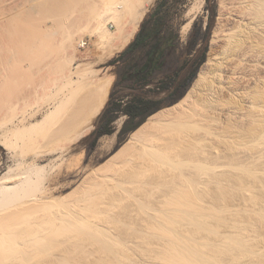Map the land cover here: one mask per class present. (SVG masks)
<instances>
[{
	"label": "bare ground",
	"instance_id": "1",
	"mask_svg": "<svg viewBox=\"0 0 264 264\" xmlns=\"http://www.w3.org/2000/svg\"><path fill=\"white\" fill-rule=\"evenodd\" d=\"M13 1L16 4H19L18 0H13ZM89 1H92V0H89ZM94 1L95 0H93V3L91 2L92 5L88 4L89 7L87 8V10L92 9V11H94L95 13H87V14L83 13L85 15V17L84 15L83 17L85 18L84 20H86L87 18V21L85 22V24L94 23L95 29L93 28L94 30H92V32H94L93 34H96V36L98 37V44H99V48L101 49V53L96 57V59L92 61L77 64L75 61L77 53L79 52L80 47L86 44V42L84 41L82 37V34L84 32L81 31V29H78L79 27L77 28L73 26L74 28H77L78 30H80L81 32L80 34L78 33V30L72 29L73 28L72 25L74 24V22H71V24H69L71 25V27L63 25L64 20H62L63 19L62 17L61 19V22L63 21L62 25L64 27L71 28L72 31L71 29H68L67 30L68 33H67L65 30H63L67 33V35L64 34L65 35L64 39H63V35L61 36L62 38L61 40H63V44L60 40V44L63 45V47L62 45L60 46L61 48L60 50H62L63 48L62 50L63 54L61 55V57H58V59L51 58L53 60L49 59L50 61L47 60L49 62L46 61L47 63L46 62H45L46 64L44 63L46 66L49 67V65L51 64L53 65L54 61L56 62L58 61L57 66L60 67V70H59L60 72L58 74H60L61 78L64 80L65 90L60 95L58 100H56L54 105L50 106V109L47 111L44 117L31 123V132L36 129H39L38 131L51 130V129H53V131L55 132H57L56 131L57 129H58V132L62 131L60 132L62 133V136H63L61 140L62 142H59L60 145H58V147L54 148L53 150L62 151L66 149L71 143L87 136L90 133V131L95 127L98 117L100 116L104 107L106 106V103L108 101V98L110 96V93H111V90H112V87L115 81V74L113 72H110L108 68H99L97 66L99 63H103L107 61L108 59H110L111 57H113L117 52L123 51L131 43V41H133L134 37L136 36L137 32L140 29L143 19L145 18L151 5L156 0H98L97 2L95 1L96 3H94ZM73 3H75L74 0H73ZM78 5L79 4H77V6ZM246 5H247V9L249 10V12L244 13L242 11L245 14L246 18H242L244 16L243 13H239V14H242V17H241L242 20L248 18V23L247 21L246 23H244L245 24V27H243L244 29L242 27L236 28L238 26H243V24L240 25L241 24L240 23L238 26L236 24L235 29H232V31L229 30L230 32H226L227 34L225 36V40H223V43L221 44V47L219 46L220 47L219 49L214 50L212 49L213 47L211 48L206 61L201 66L196 78L194 79L187 93L174 104L167 106L165 108H162L154 112L153 114H151L137 129H135L130 134L129 139L115 151V156L116 155L118 156L120 154H124L126 150L132 149L131 150L132 155L130 154L131 156H129L128 158L132 157L133 160L140 158L139 155L141 154V152L143 153L145 152L144 153L145 156L143 155V153L141 154V156L143 155L142 157H146L149 162L147 160L146 161L143 160V162L135 165L137 168L134 167V169L136 168V170L143 169L144 170L142 172L143 174L141 172L137 174L136 172H138L139 170L134 172L136 174L129 173L134 176L138 175V178H139V175L141 174L140 177L142 178H140L141 180L139 179L141 182L143 181L142 179H144L145 174L150 175L153 173L154 170L152 171V173H150L152 169H155L156 170L155 172L161 171L157 169H162V172H165L166 171V168L164 167L165 164L167 166L168 164L170 165V163L171 164L174 163V165H177V166H173L174 168L176 167L175 169L178 168L179 169L178 171H180V169L182 170V172L179 173L178 175H173L172 177L169 176V179H167L168 178L167 177L166 178L167 180L163 182L161 181L160 182L161 187L158 185L159 181L157 179L158 184H156L157 186H155L157 189L156 193H158V189H160L161 191V189L163 188L162 189L163 193H161V197L164 198V200L161 201V203H159L160 205L157 204V202L156 203L153 202L155 205L152 203L147 204L151 202L152 200L149 202L146 201L147 203L145 204L141 200L145 204V205L143 204L144 205L143 211H146V213L143 211L142 212L145 215L147 214V212H149L148 214L151 216V218L149 217L150 221H148L147 219L145 221L147 223L144 226L145 228L144 230L145 232L143 231L144 237L143 235L142 236L140 235L139 237V238L142 237V239L144 238L143 240L141 239V241H143L141 242L142 244L138 242V244L143 245L144 242L148 241V244L146 245L144 244L146 246L145 250H144V246L142 247L140 245L143 248L142 249L139 245L137 246L136 243L131 245L133 247L130 246V248L135 249L134 248V245H135L138 247V248L136 247L137 249L135 250L143 251L139 253L138 251H136V254L140 256L139 258H141L138 260V262L140 261L139 264H264V252H262L261 249L259 250V248L263 246L261 243H259L260 239L257 238L259 235L257 237L255 235H250L249 234L250 231L248 232L247 230V229L250 230L252 226L256 227L257 225L255 226L254 225L255 223H254L252 226L249 225L250 226L249 227L244 224L245 227L247 226V228L241 227L243 225L240 220L242 219V217H239V219L236 218L238 217L237 216L238 214L239 215L241 214L239 212L240 210H238V213L233 212V214L237 213L235 217L236 218L235 221H238V222L240 221L241 222L240 225H238L237 222L236 223L234 222L233 219H235L234 218L235 215L233 216V218H231L233 214L232 212L228 211L231 208V206H229V204L231 203L228 202L230 200L229 198L231 197V195L227 194L226 192H228V190H230L231 187L233 188L234 184L236 185L238 181H240L238 179L239 177L234 178L235 182L237 180L236 183L232 181L234 176L230 177L231 183H233V185H231L229 184L230 178L227 179V177H229L232 174L230 175L228 174L229 176H227V174L224 172H223L224 174L220 176L216 174V177L218 175L217 178L225 175L226 177L224 176V178L226 179H223V180H226L227 181L226 184L231 186V187L229 186V188L228 186L225 187L224 186L225 183L224 184L221 183L223 180L220 179L222 181H219L217 179V181H219L222 184V187L220 188H223V189H221V192L219 191V189H216L217 193L213 191L214 193H216V197L219 196L220 194V198H221L222 197L221 195L223 194V198L225 197L224 199L221 198L220 200L219 198L216 200H220V202L223 200L225 205H226L225 202L227 200L226 197H228L229 200L227 202L229 204L226 205V207L228 206L230 208L227 207L228 210L226 209L224 210L223 208L221 209L224 210L222 212L223 214L226 213L225 211H228L232 214L231 216H228L229 218H231L229 221L227 220L228 219L227 216H226L227 218L226 219L225 215L222 214V218H221L220 217L221 215L219 216V214L221 213H217L220 209L218 207L219 206L221 207L222 203L218 201V204H219L218 205L217 201H213L212 203L208 205L206 202L207 199L204 197L205 200H203L204 199L203 198L202 199L203 202L202 201L201 202L202 203L206 202V206H205L204 204L202 205L199 202L200 198H202L203 196H206L205 194H203L205 192L203 193L199 192L198 191L199 188H196V190L193 191V192L197 191L199 193L198 194L196 192L197 195H199V199L197 198V195H194L196 193H193L192 190H190L191 191L190 193L189 191V188H190L189 185H191L189 184L190 182H192L193 185L194 184L198 185V186L194 185V188L195 186L196 187L204 186V184L207 182L204 183V181L202 182L201 180L202 182V185H201L200 180L198 181L192 175L193 174L192 171H190L192 173L183 172L184 166L185 168L186 166L187 167L189 166L187 169H190V167H192L194 170L197 168L202 169V170H205L204 175H207L210 172V170H207V169L209 168L212 169L213 166H215V168H213L214 169L213 171L217 172L218 168H216V166L219 167L220 169L222 165L224 168L225 164L228 165L227 167H230V165L235 166L236 168H239L240 171L241 169L243 170L245 169L246 171L247 169L256 170L258 164L257 165H254V164L259 162L258 160H260L261 157H264V0H252L251 3H248ZM227 7L229 8V11H232L231 9H233V7L231 5L227 4ZM7 8L8 7H5L3 10L0 11L1 12L0 13V72L2 70L1 68H3L4 70L6 69V71L7 70L11 71V68L13 66L15 67V65H17L20 59L21 60L19 64L21 66V69L27 68V71H28L30 69L29 66L31 67V25L24 31H20L19 28L24 27L25 25V24L23 25V22L25 21L24 17L26 18L28 16V19H30L31 13H11L13 10L10 11V10H7ZM13 8L15 7L13 6ZM78 10H81V7ZM248 10H245V12H247ZM71 14H74V13H71ZM228 14L234 16L236 13L234 14L233 12H229ZM105 16L108 17V19H110L108 21H111L112 24H114L115 26L114 30L110 29L109 28L110 26L108 27L106 25L108 21H106L107 18ZM66 17H69V19L71 18V16H66ZM75 17L77 18V16ZM71 19L70 21H72ZM78 19L80 21L81 18H77V20L74 18L73 20L78 21ZM65 22H66V19H65ZM191 22L192 21L188 23V26L191 24ZM242 22H245V21H242ZM77 23L79 24L80 22H76V24ZM82 24L85 25L84 23ZM246 24H248V27L251 29L249 32H247L248 28ZM253 33H257L256 34L257 36L256 35L253 36ZM26 60H29L28 63ZM43 68L45 69V67ZM24 70L26 71V69ZM30 80H29V83H30ZM3 81H4V78L2 77V75H0V85L2 84L1 82ZM24 81H23V85L26 84L25 83L26 81L25 82ZM4 82L7 83V81H4ZM21 82L19 83L17 81V86L18 84H21ZM23 89H24V95L28 93L31 94L30 85L26 84L23 87ZM16 90H18V88H16ZM224 102L230 103L229 104L230 106L227 107L228 109L227 111H225V109L222 107L223 104L225 106ZM0 116L2 117V115ZM53 116H58V120H56L54 123L50 121V119ZM117 124L118 126H120L122 124V119H118ZM212 138L216 141H212L213 140ZM21 139H22V136H21ZM185 142H187V144ZM184 143L187 146L183 145ZM1 144L5 145L6 142L3 140ZM177 144L183 145L182 147L185 152L182 150V148L181 149L179 148V149L183 152L184 156L185 154L189 153L191 157L189 156V157L184 158L179 153L177 154V151L179 150L177 147L178 150L176 151L175 150L176 148L175 149L172 148L173 150L172 152L174 153L176 151V155H180L179 159L175 160L173 157H171L173 160L170 159L168 154L169 152H171V150L169 149L170 147H174L175 145L177 146ZM181 151L179 152L181 153ZM50 152L51 150L50 151L48 150L43 153L41 150L38 149L35 153L37 156H40V155H44ZM146 153L148 154L149 157H147ZM173 153L171 154L173 155ZM171 154L169 155L171 156ZM242 154L247 155V156L250 154L248 156V158L249 157L250 158L249 159L245 158L247 160L244 161L242 157H240L242 156ZM239 157L242 159V161H238V159H240ZM128 158L120 161V163L116 164V166L114 167H111V169L112 170L114 169L124 170L125 167H127V165L130 164L129 161H131L132 163V160H129ZM148 158H151L153 160L152 162L157 163L158 166L156 164L155 166L152 165V163L150 162L151 160ZM175 158H178V156ZM223 158H225L227 161L226 160L224 161ZM234 158L236 159V162H234L235 161L233 160ZM251 158L255 160V163L253 162ZM169 159H170V162H169ZM262 159L261 161H264ZM31 163H32L31 174L29 175H26L24 173L13 175L14 173V172L12 173L13 170L11 171L12 174L8 172V173H4L3 175H0V264H72V263L74 264L75 262H76L75 264H77V262L79 261L78 259L84 258L86 260L89 257L86 255L88 254L87 250H90V249H87V247L91 241L88 242L89 244L87 246L85 245V247H83L84 245L83 242L85 241V239L86 240L88 239L87 241L89 240H92V242L94 241L93 244L96 243L94 245L95 246L98 245L97 247H99L98 252L101 255H98V257L96 256L97 258L94 257L95 260L92 259L93 264H131V263L136 264L137 256H135V259L133 257L134 256L133 253H135V250L134 252H132V250L129 248L133 255L132 256L131 253L129 254V251L126 250L127 248L121 249L118 247L121 244L117 245L118 242L117 243L114 242L113 239L110 240L108 238L109 235L105 237L104 234L101 233L103 234L104 237H102V239L99 238L101 236L100 232L95 233L99 237L94 234L96 229H99L98 226L96 225L97 226L96 228V226L94 227L92 225L94 224V222L93 223L91 222L92 224H90L89 221L86 222V220H83L82 217H80V215L84 213V212L81 213L82 211L81 209L80 211H78V213L80 212L81 214L79 216L77 215L78 213L76 212L77 210H75V208L78 209L79 206L81 207L80 198H79V201H76V202H79V205L78 203L76 204L75 202L76 205L73 204L75 208L72 207V205L71 207L69 205L68 210L64 206H62V202L64 201L61 202V199L58 200L54 196H50L46 194L42 196L35 195V196H32L31 199L30 198L26 199L27 198L26 194L28 192H29L28 196L30 195V189L37 190V188H39L43 184L44 179L46 177L43 174L46 169L41 168L38 164L39 162L36 161V159L35 161L32 160ZM262 164L264 163L261 162V166ZM171 166L172 165H170V167L169 166L167 167L168 169L172 171L173 168ZM235 167H232V169ZM131 168H132V165H131ZM168 169H167V173H168ZM224 169H227L226 165ZM128 170L130 169L128 168ZM250 170L248 172H250L249 174L251 175V172L253 170L252 171ZM116 172H118L116 174H119V171H116ZM198 172H200V170H198ZM114 173L115 171L113 172V174ZM167 173H164L165 176L168 175ZM212 173L213 172H211V174ZM255 173L256 171L254 172V174ZM164 174H162V176ZM171 174H174V173H171ZM235 174L237 175V173ZM214 175H215V172H214ZM245 175L247 174L245 173ZM250 175H247V176L251 177ZM97 176L100 177L99 175ZM105 176L103 178L102 176L100 178L95 177L97 179H95L93 182H91L92 181V177H91L90 179L91 181L90 183H88L89 187L85 185V187H87V190H86L87 193L89 192L91 193V191L93 189L95 190V188L97 189L102 188L100 187L101 183L103 181L105 182V180H108L107 178H109V176H107L106 178ZM134 176H133V179H134ZM209 176H210V173H209ZM209 176L207 177L209 178ZM243 176H240L242 177L241 181L245 180V182L247 183L248 180L244 179ZM213 177L214 176L211 177V180L213 179ZM110 178L112 180L111 175H110ZM171 178L173 179L175 178V179L171 180ZM208 178L207 180L210 179ZM147 179H150V178H147ZM214 180L216 181V179ZM145 181L146 179H144L142 183L145 184ZM148 181H146L147 184H148ZM153 181H154V178H153ZM167 181H171V182L169 183ZM150 182H152L151 179H150ZM164 182H167V186ZM242 182L244 185L245 182L244 181ZM136 183L139 184V186L141 185L138 182ZM209 183L210 182H208V184ZM215 183H216L215 185L219 184L217 187L219 188L221 184L217 182ZM137 184H136V187H138ZM154 184L152 183L151 185L154 186ZM248 184L249 183H247L246 185ZM103 185L105 184H102L101 186ZM151 185L150 187H152ZM162 185L166 187H162ZM212 185H214V183ZM235 185H234L235 188L240 187L239 185L238 186L237 185L235 186ZM204 187L207 188L208 186H204ZM243 187L241 184V189H242L241 192H244ZM248 187L251 188L253 186L250 187L248 185ZM139 188L140 187H138V190ZM141 188L139 191L142 190ZM164 188H167V191L164 190ZM105 189L106 188L104 189L102 188V190L104 191ZM201 189L202 188H200V190ZM207 189L206 190L204 189V190L207 192V196L209 195L208 197H210L211 195L208 193L210 192V190H213V189H211L210 187L209 192ZM233 189L230 190L232 193H233ZM239 189L236 188V192ZM245 190L247 191V193L249 192L248 189H245ZM252 191L253 190H250V192ZM127 192L128 191H126V193ZM130 192L131 194L134 195L135 189H134V192L132 191ZM234 192H235V189H234ZM250 192H249V195L251 194ZM137 193H135V196ZM151 193L150 194L148 193V194L151 195ZM214 193L213 194L211 193L212 194L211 197L215 196ZM247 193H246V196H247ZM200 194H203V195H200ZM261 194L260 196L263 197L264 193L263 195ZM121 195L122 194H120V196ZM225 195H229V196H225ZM233 195L235 196V194ZM251 195L250 196L252 198H255V196L258 194L253 193ZM86 196L88 195L86 194ZM125 196L128 197V195H125ZM239 196L240 195H238L237 197ZM258 196H256L257 199H258ZM139 197L140 195L137 196L138 199ZM235 197L234 199L237 200L238 198L236 199ZM122 198L124 199V197ZM242 198H244V200L247 199V197L246 198L242 197ZM119 199H116V200H119ZM261 200L262 201L257 200V202H263L261 203L262 206L259 205L260 203L259 204L256 203L255 199H253L252 201L255 202V205L257 206L259 205L257 208L261 207L259 208L260 210L255 209L257 211L255 212L257 213L258 216H262L263 217L262 219H264V198ZM138 201L136 202L138 203ZM154 201H156V199ZM91 202L93 203V201ZM215 203L218 205V207L215 205ZM211 204L214 205V207L215 206L217 207V208L215 207L216 210L214 209V211L220 218L215 216L216 214L214 213V211L207 207V205L212 206ZM112 205L113 204H111V206ZM116 205L112 206L114 211H115L114 207H116ZM141 206L139 205L140 208H142ZM118 207H121V205H118ZM139 207H137V209ZM70 208H71V211H69ZM84 208L85 207L83 205L82 209ZM34 209L36 211L38 210V212L40 211L39 216L36 217L37 214L34 212L35 211ZM253 209L252 208L248 209L247 213L249 210L253 211ZM43 210H47V212L43 213ZM134 211L135 210H133V212ZM136 211L138 212V214H140L139 212L141 210L139 211L136 210ZM221 211L222 210H220V212ZM98 212H100V209ZM33 213L36 215H34ZM229 214L227 213L226 215H229ZM33 215L35 217H31ZM212 216L215 217L217 221L214 219L213 220L216 223L218 222V224H215L214 221L212 222V219H210L211 220L210 222L209 218H214ZM245 216L243 215V218H245ZM90 217L92 220L91 215ZM101 218H99V220ZM250 218L251 217H249V221H252L250 220ZM84 219H87V217ZM143 220L144 219H142V221ZM231 220L233 222H231ZM246 221L244 219L243 223L244 222L246 223ZM262 222L264 223V221ZM225 225H227L228 227L230 226V227L229 228L227 226L222 227ZM261 225L263 224L261 223ZM259 226L256 227L258 228V230H260ZM116 228H118V226ZM223 228H225L226 230ZM219 229L220 230L223 229V230L220 231ZM227 229L229 231H227ZM251 229L253 230V228ZM111 230H114V229H111ZM129 230L131 232L130 228ZM132 230L134 232L135 231L137 232L138 229L134 230L133 228ZM205 231L207 234L205 233ZM222 231H226L227 233L224 232L225 234L223 235L221 234L223 233ZM101 232H105V229H103ZM246 233H248L250 237ZM256 233L258 234V231ZM83 234L85 235L86 238H84ZM132 234L134 233H131V235ZM211 234L213 235L218 234L219 236L216 235V238H213V237L211 238L209 237L211 236ZM89 235L90 237H92V239L88 238ZM252 236H254L253 237L254 240L252 239ZM110 237L113 238V236H110ZM121 238L119 236V239ZM263 238H264V233H263ZM115 239H118V238H115ZM251 239L252 241H255L256 244H259V246L261 244V246L259 247L258 245L254 244L255 242L250 241ZM155 241L159 244H155L156 243ZM127 243H128V240H127ZM152 243H154L156 246L154 244H153L154 246H151ZM85 244H87V242H85ZM93 244H92V247H94ZM127 245H130V244H127ZM147 246H150L149 247L150 249L147 250L146 249ZM82 248L83 249L85 248V250L87 249L86 251L84 250L85 254L87 253L86 255L82 254L84 253L82 252L83 251ZM95 250H98V249H95ZM98 252L97 253L94 252V254H98ZM80 253L81 255L86 256V258L81 257V255L79 256L78 254ZM255 255L257 256V258L259 255L260 256L259 259L261 258V261H258ZM90 256H94V255L91 254ZM254 257L255 259H253ZM83 261L80 260V263H82ZM90 263H92V261ZM90 263H87V264H90Z\"/></svg>",
	"mask_w": 264,
	"mask_h": 264
},
{
	"label": "rangeland",
	"instance_id": "2",
	"mask_svg": "<svg viewBox=\"0 0 264 264\" xmlns=\"http://www.w3.org/2000/svg\"><path fill=\"white\" fill-rule=\"evenodd\" d=\"M88 1L87 0H74V2L76 3L75 4V3H73V0H26V1L18 0L19 4H16L13 0H0V11L3 10L5 7H8L7 10H10V11L13 10L11 13H31L30 19H28V16L25 18L22 15L25 19V21L23 22V25L24 24L25 25L23 28H19L20 31H24L25 29H27L31 25V67L29 66L30 69L28 68L29 69L28 71H27V68H24V69H26V71L24 69H21V66L19 64V62L21 60L20 59L18 61L17 65H15L16 64V62H15V64H14L15 67L13 66L11 68V71H9V70L6 71V69L4 70L3 68H1L2 70L0 72V75H2V77L4 78V81H7V83H5L4 81L1 82L2 84L0 85V115H2V117L0 116V162H1V164H0V175H3L4 173H8V172L11 173L12 170H13L12 173L14 172L13 175L22 174V173L29 175V174H31V166H32L31 162H32V160L35 161V159H36V161L39 162L38 163L39 166L43 169H46L43 173L46 177L44 179L43 184L39 188H37V190H34V189L31 190L30 189V195L29 196H28L29 192L28 193L26 192L27 193L26 199H28V198L31 199V197L35 196V195L36 196H42V195L46 194V195L54 196L58 200L61 199V202L64 201V202H62V206H64L68 210L69 205H70V207H71V205H72V207H74L73 204L76 205L77 203L79 205V202H76V201H79V198H80L81 207L79 206L80 208L78 207V209H76L75 207L74 208H75V210H77L76 211L77 213H78V211H80V209L82 210L81 213L82 212H84V213L81 214L79 212L78 214L77 213L76 214L78 216L81 214L80 217H82L83 220H86V222L89 221L90 224H92L94 222V224H92L94 227L96 225L98 226L99 229H96V231L97 230H99V231H97V232L95 231L94 234L100 232V234L103 233L105 237H107L109 235L108 238L110 240L113 239L114 242H116V243L118 242L117 245L121 244L120 245L121 247L118 246L121 249L127 248L126 250H128L129 254H130L131 253L130 249L132 250V252H134V250L138 248L137 246L138 245L140 246L142 244L141 243V242H143V241H141L142 237L141 238H139V237H140V235L141 236L143 235V237H144V232H145L144 226L147 223L145 221H146V219L148 221H150L149 217L151 218V216L148 214L149 212H147V214H146L147 216L143 213V212L146 213V211H143L144 205L151 200L152 201L147 203V204H150V203L154 204L156 202H157V204H159V203H161V201L164 200V198L161 197V193H163L162 192L163 188L161 189V191H160V189H158V193L160 192L159 193L160 196H159V194L156 193L157 192V189L155 187V186H157L156 184H158V181H159L158 185L161 187V183H160L161 181L163 182V181L169 179V176L172 177L173 175H178L179 173L182 172V170L180 169V171H178L179 170L178 168L175 169L176 167L174 168L173 166H177V165H174V163L173 164L170 163V165H172L171 167L173 168L172 171L170 169H168L167 166L170 167V165L168 163H167L168 164L167 166H166V164L164 165V167L166 168V171L164 170L165 172H162V169H157V170H161V171H157V172H155L156 171L155 169H152L150 171V173H152V171L154 170L152 174H150V175L145 174V176H144V179H146V181L149 180L148 184L145 181L146 185L144 183H142L144 181V179H142L143 180L142 182L140 181L141 180L140 178H142V177H140L141 174L139 175V178H138V175H135V176L132 175V174H136V173L138 174L140 172L142 173L144 171L143 169L142 170H139V169L136 170L137 167L135 165L143 162V160L146 161L147 158L142 157L145 152L144 153L141 152V154L143 153V155L141 156V154H140L139 155L140 158H138L136 160L135 159L133 160L132 157L128 158L129 156L132 155L131 154L132 149L126 150L125 153L123 152L124 154H120L118 156L117 155L115 156V151L129 139L130 134L134 131L133 130V131L128 132V133L122 132L123 125H124L126 119L128 118V116L124 113L117 115L115 121L112 124V132L100 136L98 138L97 143L95 144V139L97 136V128H98L99 122L101 121V117L104 114V112L108 106V102L111 99V94H112V92H114V96H113L112 101H117L121 95H127V99H132L135 96H147V97L159 100L163 104L162 108H165L167 106L174 104V103H170V101H172V99L176 96V94L179 93L178 91H180V92L184 91V95L187 93V91L189 90L190 86L192 85L194 79L196 78L201 66L206 61V59L210 53L211 48L213 47L212 49H214V50L219 49L221 47V44L223 43V40H225V36L227 34L226 32H230V31H232V29H235L236 24H237V26L240 23H241L240 25L243 24V26H238L236 28L245 27L244 23H246V21L248 23V18L242 20L241 19L242 14H239V13H243V12L248 13L249 10L247 9L246 4L251 3L252 0H247V1L246 0H166V2L163 5V13L167 14L169 23L172 26L179 29L180 35H181L180 43H179L177 49L175 50V52L172 53L168 57L166 67L164 69L160 70L159 72H157L153 76V83L152 84H150L146 88H142V87H139L138 84L132 85V83L126 79H122L121 81H119L117 83L118 71L121 69L124 71L129 65H131L132 67H136L137 65L144 63V60H142L143 59L142 55L137 54V53L135 54L134 51H131L127 55H125L124 57L118 58L115 63H112L111 61L114 58H117L119 56V54L122 52L121 51V52H117L113 57H111L107 61H105L103 63H99L97 67L108 68L110 72H113L115 74V81H114L110 96L108 98V101L106 103V106L104 107L102 113L98 117V120L95 124V127L90 131V133L87 136L71 143L66 149H64L62 151L53 150L54 148H57L58 145H60L59 142H62L61 140H62L63 136H62V133H60L62 131L59 130L60 132H58V129L56 130L57 132L53 131V129L38 131L39 129H36V130L31 132V123L34 121H37L38 119H40L42 117H44V115L50 109V106L54 105L56 100H58L60 95L65 90L64 80L61 78V75L58 74L60 72L59 71L60 67L57 66L58 61L57 62L54 61L53 65L51 64V65H49V67L46 66L45 64L50 61L49 59H51V58L58 59V57H61V55L63 54V52H62L63 48H62V50H60L61 49L60 46L63 44V40H61L62 39L61 36L63 35V39L65 38L64 34L67 35V33H68L67 30L71 29V28H69V27H71V25H69V24H71V22H74L72 27L73 26L77 27V28L79 27L78 29H81V31L84 32L82 34V37H83L84 41L86 42L85 45L80 47L79 52L77 53L76 60H75L76 63L80 64V63L92 61V60L96 59V57L101 53V49L99 48V44H98V37L96 36V34H93L94 32H92V30L95 29L94 23L85 24V22L87 21V18H86V20H84L85 19L84 14L95 13L94 11H92V9L87 10V8L89 7L88 4L92 5V3H93V0L89 1V2ZM95 1L97 2L98 0H95ZM95 1H94V3H96ZM159 1H161V0H156L153 3L154 5L153 4L151 5L149 11H151L157 5V3ZM77 4H79V5L77 6ZM227 4H229L233 7V9H231L232 11H229ZM13 6L15 8H13ZM80 7H81V10H78V9H80ZM245 10H248V11L245 12ZM229 12H233L234 14L235 13L236 14L235 15L233 14L234 16H232V15L228 14ZM71 13H74L75 15L71 14ZM244 13H243L244 16L242 18H246ZM72 15H74V16H72ZM83 15H84V17H83ZM66 16H71V18H73V19L75 18L76 20H77V18H81V19H80V21H79V19H78V21H76V20H73L70 18L72 20V21H70L69 17H66ZM75 16H77V18ZM62 17H63V19H62ZM106 18H107L106 21L110 20V19H108V17H106ZM61 19L64 20V24H63V21L61 22ZM65 19H66V22H65ZM75 21L80 22V23L82 22L85 25H83L82 23H81V25H80V23L79 24L77 23L78 24V26H77ZM190 21H192V22L188 26V23ZM242 21H245V22H242ZM30 22H31V24H30ZM194 23L196 24V28L194 29V33H193L192 37L189 38V34L192 30ZM62 24L65 26H69V27L68 28L64 27ZM208 24L210 25V29L206 33L205 31H206ZM93 25H94V27H93ZM106 25L108 27L110 26L109 28L112 30L115 29V26H114V24H112L111 21H108V23H106ZM246 25L248 28L247 32H249L251 29L248 27V24H246ZM74 27L72 29L78 30L77 28H74ZM72 29H71V31H72ZM63 30H65L67 33ZM78 33L79 34L81 33L80 30H78ZM256 34L257 33H253V36ZM60 40H61L62 44H60ZM207 45H208V48L206 47ZM62 47H63V45H62ZM47 60H49V61H47ZM51 60H53V59H51ZM26 61L28 63L29 60H26ZM43 67H45V69ZM239 70H241V69H239ZM18 75H19V77H18ZM30 75H31V77H30ZM15 78H17V79H15ZM15 80H17L19 83L21 81L22 82H21V84H18V86H17V81H15ZM29 80H30V83H29ZM23 81L26 84L31 86V94L28 93V94L24 95L23 87L26 84L24 83L25 85H23ZM12 85H14V86H12ZM163 87H166V88L169 87V89L165 90V91H161V88H163ZM16 88H18V90H16ZM19 90H21V91H19ZM8 99L10 102L8 101ZM224 103H225V106L223 104L222 107L225 109V111H227L228 110L227 107L230 106L229 105L230 103H226V102H224ZM226 104H228V105H226ZM8 106H10V107H8ZM2 112L4 115L2 114ZM111 113H110V115H111ZM2 118H3V120H2ZM118 119H122V124L120 126H118V124H117ZM56 120H58V116H53L50 119V121L52 123H54ZM106 120H107V118H104L103 121H106ZM18 129H19V131H18ZM16 131H18V132H16ZM20 135L22 136V139H21ZM8 136H10V137H8ZM3 140L6 142L5 145L1 144V142ZM212 141H216V140L213 139ZM135 143H133V144H135ZM185 143L187 144V142H185ZM185 143L183 145H186ZM181 144H179V145L177 144V146L175 145L176 147L175 146L170 147L169 150H171V152H169V154L173 153L172 148H174V149L176 148L175 149L176 151L179 148L180 149L182 148V150L184 151V149L182 147L183 145H181ZM179 146H181V147H179ZM133 147H134V145H133ZM177 147H178V149H177ZM38 149L41 150L43 153L48 151V150L49 151L51 150V152L46 153L44 155L37 156L35 152ZM180 149L177 151V154L179 153L184 158L190 156L189 153L185 154V156H184L183 152ZM176 151L173 153V155L171 154V156L168 154L170 159H172L171 157H173L175 160L179 159L180 155H176ZM179 151H181V153ZM147 153H149V152H147ZM177 156H178V158H175ZM182 156H181V158H182ZM246 156L247 155L242 154V156H240V157H242V159L244 161H246L247 159L250 158V157L248 158V156L247 157ZM147 157H149L148 154H147ZM126 158H128L129 160H132V163H131V161H129L130 167H129V165H127V167L130 170H128L127 167H125L124 170L120 169L121 171L118 169H114V170L111 169V167L116 166V164L120 163V161H122ZM151 158H148V159L151 160L150 162L152 163V165H154V166H155V164L157 165V163L152 162L153 160ZM235 158L233 159V160H235L234 162H236ZM245 158H247V159H245ZM170 159H169V162H170ZM242 159L240 158V159H238V161H242ZM251 159L253 160V158H251ZM261 159L264 160V157H261L260 160H258L259 162H257V163H255V160H253V162L255 163L254 165L258 164L260 166L257 165V168H258V170H257V168L253 165L256 168V170L252 169L253 170L252 171L249 169L250 171H252L251 175L249 174L250 172H248L249 171L248 169H247V171L245 169L244 170L241 169V171H240L239 168H236L235 166H232V165H230V167H227L228 166L227 164H225L227 169H224L225 165H224V168H223V165H222V167L220 166L223 169H221V168L219 169V167L216 166V168H218L217 172L213 171L214 170L213 168H215V166H213V168L211 167L212 169H210V168L207 169V170H210V172H209L210 176H209V173L207 174L206 172L205 173L207 175H204L205 170L198 169L197 167H196L197 169H195L196 170L195 171L192 167H190V169H191L190 170V169H187L189 166L188 167L186 166V168L184 166L183 172L188 173V172L192 171L193 172L192 175L198 181L200 180V182H201V180H202V182L204 181V183L207 182V183H205V184L203 183V184H204V186H208L207 187L208 189L204 186L196 187V186H198L197 184H194V185H196L194 188V185L190 181H189L190 182L189 184H191L193 187L191 185H189L191 189L188 187L189 191L192 190V192L194 190H196V188H199L198 191L201 193L205 192L203 194H205L206 196H203L200 199H199V195H197L198 192L197 191L193 192V193L197 192L194 195H197V198L200 200L199 202L202 205L204 204L205 206H206V202L209 205L213 201H217V204H218V201L220 202L221 198H223L222 193H221L222 194L221 198H220V194H219V196H217L218 198L216 197V193H217L216 189H219L220 192H221V189H223V188H220V187H222L221 183H223V184L225 183V185H224L225 187L228 186V188H229V186H230V185L226 184L227 183L226 180H223V179H226V178H224L225 175L221 176L223 178H221V177L217 178L218 175L220 176V175L226 173L227 176H229L230 174H232L229 177H227V179L234 176L232 179V181L234 183L237 182V180L235 182L234 178L239 177L238 179L240 181H238V183L236 185L237 186L239 185L240 189L238 187H236V188L239 189L240 192H239V190L236 192V188L234 187L235 184L233 185V183H231V178L229 179L230 183L228 182L229 184L233 185V188L235 189V192H234V189L230 186L231 187L230 190L233 189V193L230 190H228V192H226L227 194L231 195V197L229 198L230 200L228 199V197H226L227 200L225 203H226V205L231 203V204H229V206H231V208L227 206L228 208H230L228 210L226 205L224 204V201L222 200L223 202L222 201L220 202V203H222L221 207L220 206L218 207L219 204L217 205L215 203V205L218 208H220L219 211L217 210L218 211L217 213H221V214H219V216L221 215L220 217L222 218V214H223L222 212L225 209L232 212V214H233V212L238 213V210H240L239 212L241 214L240 215L238 214L237 215L238 217H236L237 213L232 215L228 211H225L226 213L224 212L225 214H223V215H225V218H226V216L228 217L231 215H232L231 218H233L234 215H235L234 218L236 217L237 219H239V217H242V219H240L242 224L243 225L245 224L247 226H249V225L252 226L255 223L254 225L255 226L257 225L256 227H258L262 223L263 225L259 226L260 230H258V228L254 227V226L251 227V228H253V230L251 228H250V230L249 229H247V230H248V232L249 231L251 232V233L249 232L250 235H255L256 237L259 235L257 237L260 239L259 243H261L264 246V240H263L264 239L263 238L264 223L262 222V221H264V219H262L263 218L262 216H258L256 213L257 211L255 210V209L258 210L259 208H261V207H259V208H257V207L259 205H261V203H263V202H257V200L262 201L261 199L264 198V195H263V193H264V184H263L264 183V164H262V166H261V162L264 163V161H261ZM223 160L225 161L226 159L223 158ZM131 165H132L133 169L131 168ZM134 167H136V168L134 169ZM232 167H235V168L232 169ZM167 169H168V173H167ZM198 170H200V172H202L203 174L198 172ZM93 171H94V173H93ZM114 171H115V173L113 174ZM116 171H119V174H116V173H118ZM136 171H138V172H136ZM169 171H170V173H169ZM243 171H245V172H243ZM255 171H256V173H255L256 175L254 174ZM134 172H136V173H134ZM160 172H162V173H160ZM192 172H190V173H192ZM211 172H213L212 173L213 175L211 174ZM214 172H215V175H214ZM229 172H231V173H229ZM129 173H132V174H129ZM164 173H167L168 175L165 176ZM171 173H174V174H171ZM235 173H237V175ZM245 173L247 175H250L251 177L245 175ZM105 174H106V176H105ZM162 174H164V175L162 176ZM216 174H218L217 177H216ZM243 174H244V176H243ZM97 175H99L100 177L102 176V178L104 176H105V178L107 176H109V178H107L108 180H105V178H104L105 182L103 181L101 183V185L107 184L108 186L107 185L106 186L100 185V187H102L103 189L106 188L108 190L105 189V191H104V190H102V188L98 187L99 189L95 188L96 191L93 189L91 191V193L90 192L87 193L86 190H87V187H89L88 183H90L91 177H92L91 182H93L95 179L100 178ZM110 175L112 177V180L110 178ZM147 175H148V177H147ZM133 176H134V179H133ZM149 176H151V177H149ZM207 176H209L210 179ZM212 176H214V177L211 180ZM240 176H243L244 179L248 180V181L247 180L246 181H247V183H249L248 185L250 187L251 186H253V187L255 186V187L249 188L248 185H246L247 183L245 182V180H242L245 182V184L243 185V182L241 181L242 177H240ZM255 176H257V177H255ZM95 177H97V178H95ZM247 177H249V178H247ZM253 177H255V178H253ZM135 178L136 179L138 178V179L136 180ZM147 178H150L152 182H150V179H147ZM153 178H154V181H153ZM203 178L206 180H204ZM207 178L209 180H207ZM157 179H158V181H157ZM172 179L173 178H171V180ZM214 179H216V181ZM217 179L219 181L223 180L225 182L222 181L220 183L219 181H217ZM220 179H222V180H220ZM213 180L215 182L221 184L219 186V188H217L219 184L215 185L216 183ZM136 182L140 183L141 185L139 186V184H137ZM167 182L170 183L171 181H167ZM167 182H164L166 184V186H167ZM202 182H201V185H202ZM208 182H210L211 184L209 183L210 184L209 185ZM239 182H241V183H239ZM252 182H254V183H252ZM152 183L153 184L155 183L154 186L151 185ZM213 183H214V185H212ZM121 184H122V186H121ZM136 184L140 188L142 186L141 191H139L140 188L138 190V187H136ZM143 184H144V186H143ZM241 184H242V187L246 185L245 187H243V191L245 193L241 192V190H242ZM85 185H87V187H85ZM114 185H115V187H114ZM147 185H148V187H147ZM150 185L152 187H150ZM166 186L162 185V187H166ZM133 187L135 189V193H137V191H138L136 196H135V193L133 195L130 192V191L134 192ZM210 187L213 190H210ZM84 188H85V190H84ZM127 188H128V190H127ZM143 188H144V190H143ZM200 188H202V189L200 190ZM203 188L205 190L207 189L208 192L210 190V192L212 194L214 192H216V193H214L215 196L211 197L212 194L209 192L208 194H210L211 196L208 197L209 195L207 196V192ZM244 188L248 189L249 192H250V190H253L254 192L252 191L250 193L251 194H253V193L258 194L259 196L256 195V196H258V199L256 196H255V198H252L251 197L252 195L250 194L251 195L250 196L249 192L247 193V191ZM164 190L167 191V188H164ZM109 191H110V193H109ZM123 191H125V192H123ZM126 191H128L129 193L128 192L126 193ZM145 191H146V193H145ZM151 191H152V193H151ZM229 191H230V193H229ZM85 193L88 196L90 195L91 198H90V196L89 197L86 196ZM123 193L124 194L126 193L125 195H128V197H126ZM148 193L149 194L151 193V195H149ZM190 193H191V191H190ZM246 193H247V196H246ZM120 194H122V195L120 196ZM129 194H130V196H129ZM146 194L148 197L146 196ZM203 194H200V195H203ZM233 194H235L236 197ZM237 194L240 196L237 197L238 196ZM260 194L263 195V197L260 196ZM95 195H96V197H95ZM132 195L135 198H133ZM139 195H140V197L138 199L137 196H139ZM229 195H225V196H229ZM152 196H153V198H152ZM249 196L251 197V199ZM109 197H110V199H109ZM122 197H124V199ZM157 197H159V198H157ZM204 197L207 200H206V202L202 203L203 200H205ZM234 197L236 199L237 198L238 199L235 200ZM242 197H245V198L247 197V199L244 200V198H242ZM136 198H137V200H136ZM219 198H220V200H216ZM116 199H119V200H116ZM155 199H156V201H154ZM253 199H255L256 203H258V204L260 203V204L258 206L255 205V202L252 201ZM91 201H93V203L95 201V203L93 204ZM117 201H119V202H117ZM136 201H138L139 204ZM208 201H209V203H208ZM75 202H76V204H75ZM115 202H117L118 204ZM101 203H102V205H101ZM111 204H113L112 206H115L117 204L116 207H114L115 211L113 210V207L111 206ZM83 205L85 208L86 207H88V208L82 209ZM118 205H121V207H118ZM139 205L140 206L142 205L141 207L143 209L140 208ZM208 205H207V207L209 209H212L213 211H214V209L216 210V208H217L216 206H215L216 207L215 208L214 205H212V204L211 205L213 206V208H212V206H208ZM94 207H95V209H94ZM126 207H127V209H126ZM137 207H139V208L137 209ZM221 208H223L224 210ZM251 208L252 209L254 208L253 209L254 212L252 210H251L252 212L249 210L247 213V210L251 209ZM38 209H39V207H38ZM99 209H100V212H98ZM133 210H135V211L133 212ZM136 210H138V211L141 210L139 212L140 214H138V212ZM220 210H222V211L220 212ZM69 211H71V208ZM34 212L37 214L36 215L33 213L34 215H36V217L39 216L40 211L38 212V210L37 211L35 210ZM45 212H47V210H43V213H45ZM89 212H90V214H89ZM250 212L252 213V215ZM136 213H137V215H136ZM214 213L216 214L215 211H214ZM227 213L228 214L230 213V214L226 215ZM249 213H250V215H249ZM31 214H32V212H31ZM92 214H94V215H92ZM96 214L99 216H97ZM254 214H256V215H254ZM34 215L31 217H35ZM90 215L92 216V220H91ZM243 215L244 216L246 215L245 218H243ZM215 216L219 217L217 214ZM86 217H87V219H84ZM212 217H214V216H212ZM249 217H251L250 220H252L254 222L249 221ZM259 217H261V218H259ZM99 218H101V219L99 220ZM130 218H131V220H130ZM231 218L228 217V219L227 218L226 219L230 221ZM236 218L233 219L234 222L235 223L237 222V224L240 225L241 222L235 221ZM31 219H33V218H31ZM142 219H144L143 220L144 223H143ZM210 219H212V222L214 220H216L215 217L209 218V220ZM244 219H245V221L247 219V221H249V222L246 221V223L245 222L243 223ZM121 222H123V223H121ZM210 222H211V220H210ZM231 222H233V221L231 220ZM250 222H252V223H250ZM214 223L218 224V222L216 223L215 221H214ZM114 224H115V226H114ZM243 225L241 227H245V225L244 226ZM97 226H96V228H97ZM117 226H118V228H116ZM226 226L227 225L222 226V227H226ZM247 226L245 228H247ZM129 228L131 229V232H130ZM133 228H134V230L138 229L137 232L138 231L139 232L138 233L136 231L134 232L132 230ZM103 229H105V232H101ZM111 229H114V230H111ZM223 229H225V228H223ZM223 229H221V230H223ZM93 231H94V229H93ZM227 231H229V230L227 229ZM257 231H258V234L256 233ZM140 232H142V233H140ZM222 232L223 233H221V234H223V235L225 233H227L226 231H222ZM259 232L262 234H260ZM131 233H134V234L131 235ZM205 233H206V231H205ZM103 234H101L100 237L96 234L95 235L102 239V237H104ZM246 234H248V233H246ZM249 234H248V236L250 237ZM212 235L213 234H211V236H209V237L216 238V235H218V234H216V235L214 234L215 237H214V235L213 236ZM260 235H262V236H260ZM110 236H113V238H111ZM119 236H120V238L121 237L122 238L119 239ZM137 236H138V238H137ZM114 237L118 238L119 240L115 239ZM253 237L254 236H252V239L254 240ZM84 238H86L85 235H84ZM88 238L92 239V237H90V235ZM122 239H123V241H122ZM252 239L250 241H252ZM87 240L85 239V241L83 242L84 243L83 247H85V245L87 246L89 244L88 242H90V241L92 242V240H89V241H87ZM127 240H128V243H127ZM125 241L127 244H130V245H127L125 243ZM85 242H87V244H85ZM91 242H90V244H91ZM93 242H92V244H93ZM138 242H140L141 244H138ZM252 242H255V241H252ZM135 243L137 245V246L134 245L135 249L130 248V246L135 244ZM92 244L90 245V247L88 245L89 248L87 247V249H90V250L86 249L87 253H88V254L86 253L87 255L84 252L85 248L84 249L82 248L83 249L82 252H84L82 254L89 256L88 258H90V259H88V258L86 260L84 258L78 259L79 261L77 262V264H87V263H90L91 261H92V263H90V264H93L92 259H94V257H96V256L98 257V255H101L98 252L99 251V247H97L98 245L95 246L94 244H96V243H94L93 244L94 247H92ZM144 244L145 245L148 244V241L144 242ZM144 244L141 246L142 247L144 246V250H145L146 246ZM153 244L154 243H152L151 246H154L155 244H159V243L156 242L154 245ZM254 244H256V242ZM261 244H260V246H261ZM256 245L259 246V244H256ZM263 246H261V248H259V250L261 249L262 252H264ZM131 247H133V246H131ZM149 247L150 246H147L146 249L147 250L150 249ZM91 249H93V250H91ZM95 249H98V250H95ZM96 251L98 252V254H94V252L97 253ZM136 251H138V250H135V253H133L134 256L132 255V253H131V255L134 257V259H135V256H137V259H136L137 261L136 260L135 261H136V264L137 263L139 264L140 261L138 262V260L141 258H139L140 256L136 254ZM141 251L139 250L138 253ZM261 251H259V252H261ZM89 254L90 255L92 254L94 256H90ZM78 255L80 256L81 253ZM259 255H258V258L256 255L255 256H256V259H258V261H261V258L259 259V257H260ZM86 256L81 255V257H85V258H86ZM253 259H255V257ZM80 260H82V261L84 260L86 262L83 261L82 263H80ZM87 260H88V262H87ZM131 264H133V263H131Z\"/></svg>",
	"mask_w": 264,
	"mask_h": 264
},
{
	"label": "trees",
	"instance_id": "3",
	"mask_svg": "<svg viewBox=\"0 0 264 264\" xmlns=\"http://www.w3.org/2000/svg\"><path fill=\"white\" fill-rule=\"evenodd\" d=\"M165 2L166 0L159 1L146 14L133 41L117 58L111 61L115 63L118 58L124 57L131 51L142 55V60H144V63L136 67L129 65L124 71L119 70L117 83L126 79L132 85L138 84L139 87L146 88L153 83V76L166 67L168 57L177 49L181 40L180 31L169 23L167 14L163 13ZM195 28L196 24L194 23L189 38L192 37ZM209 29L210 25L208 24L205 32L207 33ZM206 47L208 48V45ZM168 89L169 87H163L161 91ZM178 92L170 103H175L184 96V91ZM113 96L114 92H112L108 106L99 122L95 144L100 136L112 132V124L118 114L124 113L128 116L122 128L123 133H128L137 129L151 114L163 106L159 100L147 96H135L132 99H127V95H121L117 101H112ZM104 118L107 120L103 121Z\"/></svg>",
	"mask_w": 264,
	"mask_h": 264
},
{
	"label": "built area",
	"instance_id": "4",
	"mask_svg": "<svg viewBox=\"0 0 264 264\" xmlns=\"http://www.w3.org/2000/svg\"><path fill=\"white\" fill-rule=\"evenodd\" d=\"M0 164H1V162H0Z\"/></svg>",
	"mask_w": 264,
	"mask_h": 264
}]
</instances>
